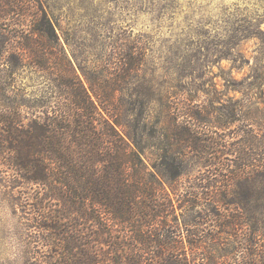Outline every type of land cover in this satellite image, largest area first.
<instances>
[{
  "label": "rangeland",
  "instance_id": "rangeland-1",
  "mask_svg": "<svg viewBox=\"0 0 264 264\" xmlns=\"http://www.w3.org/2000/svg\"><path fill=\"white\" fill-rule=\"evenodd\" d=\"M7 1L0 0V3L5 5ZM2 8L7 10L6 7ZM14 8L19 12L11 17L10 22L0 19L2 118L13 120L22 115L25 123H29L44 111L45 106L48 107L46 111L58 108L68 92L62 83L71 75L66 68L69 61L82 79L79 66L94 69L95 74L105 63H114L113 67L116 68L118 58L116 54L113 55L112 47L123 53L122 49L126 46L127 52L134 51L141 61L140 77L134 87L142 92L146 101L153 99L144 116L134 123L137 128L141 129L144 124L149 130H155L157 126L161 130L167 128L164 115L167 105H170L173 117L181 116V120L185 118L187 121V115L192 112L195 121L198 118L208 122L203 124L196 121L199 127L195 129L204 138H213L218 142L213 149H207L204 153L212 163L221 161L227 165L235 161L234 170L238 171L243 165L237 162L240 155L236 150L244 151V146H247L245 151L251 159V162H247L250 166L242 172L243 178L228 182L229 179L225 178L231 177L233 168L220 170L221 176L216 178L215 166L199 170L196 152L166 157L162 150L152 146L155 142L148 139L151 146L141 157L146 165L143 175L146 187L155 190L158 186L154 183L151 185L152 175L156 177L155 182L161 184L158 186L161 191H156L159 198L156 201L162 203L161 198L176 200L178 196L202 192L201 186H205L204 193L210 194L234 191L242 185L243 190L251 193L250 209L258 207V198L264 192V177L255 166L259 165L261 158L253 145H245L243 141L248 135L260 134L264 130V0H16ZM25 9L28 14L34 15L35 22L38 13L46 15L57 33L56 49L43 50L44 41H39L33 34L31 23L23 25L24 20H30V17H23ZM15 22L19 26L14 27L12 24ZM15 35L16 40L5 46L6 40ZM34 43L41 51H46L35 62L37 64L29 51L23 48ZM44 62H47V69H39ZM129 93L132 95L134 90L131 88ZM129 93L125 95L130 98ZM243 112L254 122H244L243 119H247ZM121 117L123 122L128 121L124 108L119 119ZM131 122L136 121L131 117ZM119 131L129 142L124 128H119ZM129 145L135 151L134 145ZM226 152L229 156H225ZM165 161L170 163V170L161 168L165 171L164 175H158L156 167ZM187 162H190V167L186 175L177 180H167V174L173 175L178 171L174 164ZM1 170L7 174L6 168ZM216 179L221 183H216ZM1 190L6 189L0 187V264H23L24 251L32 253V250L35 255H28L29 264H39L40 258L47 252L51 255L48 246L38 242L45 234L27 220L31 216L28 211L26 214L8 201L4 203L2 198L5 193ZM206 202L193 209L178 205L174 209L165 208L169 213L165 214V220L177 226V222L183 223L200 214L212 221L215 216L212 217L214 213ZM262 203L261 207L264 206ZM211 221L207 226L208 235H214L217 230ZM76 223L85 225L83 220H75L74 223L65 220L61 225L64 229H70ZM119 230L124 236L130 234L124 227H119ZM218 237V242L224 243L226 254L235 257L231 246L233 235L218 234ZM82 238L86 239L82 243L86 244L87 258L94 257L100 264H111L107 257L113 255L112 248L100 244L98 234H86ZM256 251L261 253L264 249L257 248ZM240 254L244 255V252Z\"/></svg>",
  "mask_w": 264,
  "mask_h": 264
},
{
  "label": "trees",
  "instance_id": "trees-1",
  "mask_svg": "<svg viewBox=\"0 0 264 264\" xmlns=\"http://www.w3.org/2000/svg\"><path fill=\"white\" fill-rule=\"evenodd\" d=\"M4 4L0 3V13L4 14L0 15V19L10 22L19 9L14 8L16 0ZM2 7L7 10H2ZM24 12L23 17H30V20H24L23 25L31 23L33 34L39 41H44L43 50L56 49L57 33L46 15L38 13L35 22L34 15L28 14L26 9ZM12 25L19 26L16 22ZM15 40L16 35L7 39L5 46ZM35 44L23 47L29 51L34 63L46 52ZM112 48L113 55L118 58L116 68L114 63H105L95 74L94 69L79 66L82 79L69 61L66 68L72 76L62 83L68 92L58 108L46 111L48 107L43 106L44 111L29 123H25L22 115L13 120L0 116V153L4 154H0L3 158L0 159V176L4 179L0 181V187L6 189L1 190L5 193L2 199L26 214L28 211L32 217L27 220L45 234L38 242L48 246L51 255L47 252L40 258L39 264H100L94 257L87 258V247L82 243L86 240L82 236L86 234H98L101 238L98 242L112 248L113 255L107 257L111 264H264V251H256L257 248L264 249L260 243H264V206L261 207L264 192L260 193L255 209H250L251 193L243 190L242 185L234 191L210 194L204 193L205 186H201L202 192L178 196L176 200L161 198L163 202L159 203L156 191H161L158 187L161 184L156 183V177L152 175L151 185H158L152 190L146 187L143 175L146 165L141 157L151 146L148 139L153 140L155 143L152 146L162 150L166 157L196 152L199 170L215 166L216 178L221 176L220 170L233 168L230 178L222 175L229 179L228 182L242 179L244 168L250 166L247 162L251 159L245 151L247 146H244V151L236 150L240 155L237 162L243 165L238 171L234 170L235 161L227 165L221 161L212 163L204 153L218 142L198 134L196 129L199 125L195 124L196 121L208 122L198 118L195 121L192 112L186 114L187 121L183 116L184 120L180 119L181 116L173 117L170 105H167V116L164 115L167 128L161 130L157 126L155 130H149L145 124L141 129L137 128L134 123L144 116L153 99L146 101L142 92L134 87L141 72V61L135 52H127L126 46L122 49L123 53ZM47 66L44 62L38 68L47 69ZM131 88L134 90L132 95L129 93ZM127 92L130 98L126 97ZM122 108L127 114V122H123L122 117L119 119ZM242 115L247 119H243L244 122H254L245 113ZM131 117L136 122H131ZM236 120L233 123L236 124ZM239 121L241 123L242 119ZM121 127L135 151L119 131ZM243 143L253 145L259 152L257 156L261 160L255 167L261 170L260 174L264 177V130L260 134L248 135ZM220 146L223 147L222 144ZM225 156H229L228 152ZM253 160L257 162V159ZM165 162L156 167L158 175H164L165 171L161 168L170 170V163ZM174 165L178 171L173 175L167 174V180H177L186 175L190 162ZM1 168H6L7 174ZM215 182L221 183L219 179ZM201 202H206L214 213L212 221L208 216L199 214L183 223L177 222V226L166 222L169 213L165 208L174 209L178 205L193 209L203 205ZM213 206L219 209H212ZM65 220L72 223L83 220L85 225L76 223V226L64 229L61 224ZM210 221L217 229L214 235L207 232ZM260 225L263 227L260 228ZM119 227L126 228L130 234L122 235ZM218 234L233 235L231 246L235 257L226 254L224 243L218 242ZM24 252L23 264H29L28 255L34 251ZM242 252L244 255L240 254Z\"/></svg>",
  "mask_w": 264,
  "mask_h": 264
}]
</instances>
